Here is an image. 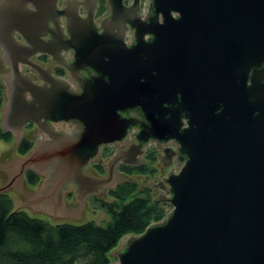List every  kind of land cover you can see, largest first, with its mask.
I'll return each instance as SVG.
<instances>
[{
  "label": "water",
  "instance_id": "95a60500",
  "mask_svg": "<svg viewBox=\"0 0 264 264\" xmlns=\"http://www.w3.org/2000/svg\"><path fill=\"white\" fill-rule=\"evenodd\" d=\"M112 1L114 20L131 23L136 46L106 45L92 55L82 49V58L91 59L103 76L83 94L63 80L65 95L50 110L65 122L84 121L86 133L80 139L51 135L50 144L17 158L22 135L16 143L0 141V193L9 190L17 209L34 214L83 215L86 198H66L62 191L84 179L102 144L126 139L128 127L120 124L118 113L139 106L156 125L152 138L175 139L187 161L166 179L170 197L165 204L172 210L142 234L125 236L115 249L116 264H264V68L259 69L264 65V0H153L155 16L147 21L126 18L123 0ZM57 2L24 0L23 6L38 7L47 27V12H55ZM17 3L0 0V12ZM33 12L35 19L37 9ZM0 21L5 27L8 16ZM72 30L81 38L90 34L76 18L70 19ZM148 35L154 40L147 41ZM14 72L20 75L17 64ZM168 100L175 109L169 123ZM11 105L4 104L1 112L5 132ZM179 109L190 119L182 132ZM28 169L44 177L39 188L8 184L12 175L21 178ZM127 180L136 176H120V182Z\"/></svg>",
  "mask_w": 264,
  "mask_h": 264
},
{
  "label": "flooded vegetation",
  "instance_id": "af4514ba",
  "mask_svg": "<svg viewBox=\"0 0 264 264\" xmlns=\"http://www.w3.org/2000/svg\"><path fill=\"white\" fill-rule=\"evenodd\" d=\"M20 1L21 4L17 3L11 9L0 12L1 17L8 16L5 27L0 25L3 105L12 102V113L8 119L9 123L7 122L8 132L13 135L15 143L18 135H22L21 142L25 138L32 139L33 148L39 144H50L51 135L57 138L67 133L75 139H80L87 130L84 121L72 119L65 122L59 119L60 113H51L50 110L56 105L58 96L65 95V81L76 94H83L103 76V73L98 74L92 68L91 59L82 58V49L92 55L94 49H101L106 45L120 47L121 43L127 48H133L137 44L135 31L130 22L124 21L122 25L120 19L114 20L117 14L114 13L115 4L112 0H58L55 12H47V27L43 25V16L38 7L35 8L31 4L29 10L23 6L24 0ZM121 6L129 11L126 18L133 21H147L155 16L153 0H149L147 4L144 0H123ZM36 9L38 14L34 19L33 11ZM175 16L178 17L177 14ZM71 18L79 20L90 34L81 38L75 31H70ZM158 21L163 23L162 15L158 16ZM13 26L17 28L11 33L9 30ZM145 39L152 41L154 37L148 35ZM16 64L20 75L14 72ZM263 68L264 65L259 69ZM102 69L103 72L107 71V68ZM254 72L253 68L251 77ZM5 78L8 85L5 84ZM105 78L108 80L107 76ZM248 85H252V79L248 81ZM172 102L168 100L164 105L167 114L165 121L168 123L172 112L175 111ZM176 107L178 109V106ZM118 114L120 124L128 127L126 139L114 144H102L97 155L85 167L84 179L67 184L62 191L63 196L76 199L83 195L94 201L96 198L104 199L109 196L111 190L120 186V176L128 177L122 168L140 169L147 166L149 172L145 174L146 182L149 177L159 175L157 181L151 185V193L155 195V201L165 204L170 194L166 179L172 173H179L187 161L186 156L179 152L180 144L175 139L162 142L152 138L157 132L156 125L147 118L142 107H129ZM179 115V130L182 132L190 127V119L186 112L181 111ZM47 119H56V122ZM166 122L161 128L166 127ZM21 142L17 145L18 149ZM58 164L59 161L52 167L57 168ZM28 170L21 178H18L19 173L12 175L8 184L13 183L15 186L22 183L25 187V175Z\"/></svg>",
  "mask_w": 264,
  "mask_h": 264
},
{
  "label": "trees",
  "instance_id": "16d2710c",
  "mask_svg": "<svg viewBox=\"0 0 264 264\" xmlns=\"http://www.w3.org/2000/svg\"><path fill=\"white\" fill-rule=\"evenodd\" d=\"M3 103L4 85L0 76V141L12 142L13 135L3 131L1 125ZM33 144L32 139H23L19 156L27 155ZM122 169L128 177L149 172L147 166ZM25 181L33 190L39 187L42 177L28 170ZM108 197L113 201L96 198L98 205L113 218L100 225L53 221L45 215H34L17 209L9 194L0 193V264H113L112 252L125 236L142 234L168 214L169 204L155 201L151 189L134 180L120 184Z\"/></svg>",
  "mask_w": 264,
  "mask_h": 264
},
{
  "label": "rangeland",
  "instance_id": "374dc122",
  "mask_svg": "<svg viewBox=\"0 0 264 264\" xmlns=\"http://www.w3.org/2000/svg\"><path fill=\"white\" fill-rule=\"evenodd\" d=\"M149 0H144V2L147 4ZM5 143H9V142H5ZM17 157H20L19 156V152H18V147H17V150L13 156V158H17ZM158 164H156V167H157ZM133 176H136V182L139 183L140 186H144V187H147V188H151L152 189V183L156 182L159 175L158 176H151L149 177V181L146 182L145 178L147 177L146 175H139V174H134ZM124 182H120V184H122ZM4 185V180H3V177L2 175L0 174V187ZM7 194H9L12 199L14 200L15 202V206H16V201L15 199L13 198L11 192L8 190L7 191ZM153 198L155 197L154 194H152ZM169 197H170V194H169ZM105 200H108V201H113L112 198H109V197H104ZM155 200V198H154ZM84 203H85V210H84V214L83 215H80V216H74V217H57V219H54L52 216H46L45 214H42V213H36L34 214L33 212H30L34 215H45L46 217H48L49 219L53 220V221H66V222H73V223H78V224H82V223H87V222H95L97 224H100V225H106L107 223H109L113 218H112V215L110 213H108L105 209L101 208L98 203L92 199H89L86 198L83 200ZM172 210V206L168 205L167 206V213L170 212ZM47 218V219H48ZM112 260H113V263L116 264L119 262V258L117 255H115V250L112 252Z\"/></svg>",
  "mask_w": 264,
  "mask_h": 264
},
{
  "label": "crops",
  "instance_id": "0c3cea01",
  "mask_svg": "<svg viewBox=\"0 0 264 264\" xmlns=\"http://www.w3.org/2000/svg\"><path fill=\"white\" fill-rule=\"evenodd\" d=\"M30 5H28V7H29ZM42 177V176H41ZM47 216V215H46ZM65 221V220H64Z\"/></svg>",
  "mask_w": 264,
  "mask_h": 264
}]
</instances>
